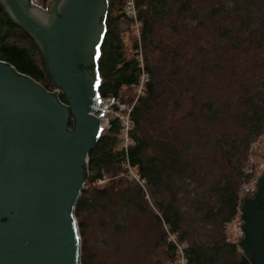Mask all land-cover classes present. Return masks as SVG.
Listing matches in <instances>:
<instances>
[{
  "label": "trees",
  "instance_id": "obj_1",
  "mask_svg": "<svg viewBox=\"0 0 264 264\" xmlns=\"http://www.w3.org/2000/svg\"><path fill=\"white\" fill-rule=\"evenodd\" d=\"M107 3L98 93L130 103L140 66L123 38L126 0ZM136 3L151 82L132 114L128 153L114 121L88 157L75 208L80 264H101L87 234L95 221L114 264H179V246L185 264H250L228 226L258 178L250 156L264 137V0ZM0 60L54 87L37 45L1 4ZM127 162L141 183L128 176Z\"/></svg>",
  "mask_w": 264,
  "mask_h": 264
},
{
  "label": "water",
  "instance_id": "obj_2",
  "mask_svg": "<svg viewBox=\"0 0 264 264\" xmlns=\"http://www.w3.org/2000/svg\"><path fill=\"white\" fill-rule=\"evenodd\" d=\"M0 4L37 45L54 86L0 60V264H80L75 208L102 134L96 64L108 3ZM240 220L238 246L250 264H264V172L241 200Z\"/></svg>",
  "mask_w": 264,
  "mask_h": 264
},
{
  "label": "built area",
  "instance_id": "obj_3",
  "mask_svg": "<svg viewBox=\"0 0 264 264\" xmlns=\"http://www.w3.org/2000/svg\"><path fill=\"white\" fill-rule=\"evenodd\" d=\"M125 13L128 17L130 25L136 30L139 41L137 42V48L135 49V56L140 66V78L135 86V98L132 102L126 103L120 101L116 97L104 98L99 95L98 105L101 107V115L98 117L102 133L109 131L112 128L114 121H118L121 126L120 133V144L119 148L122 151L128 153L129 148L133 145V130L134 122L132 119V114L138 100L147 91L148 85L151 82V75L146 69V61L144 57V51L140 39V31L142 29V22L139 18V12L137 8L136 0H126L125 3ZM128 166V176L137 182L141 183V177L131 169L129 162ZM105 181H100L103 183ZM179 252L182 256L179 264H185L183 258V247L179 246Z\"/></svg>",
  "mask_w": 264,
  "mask_h": 264
},
{
  "label": "rangeland",
  "instance_id": "obj_4",
  "mask_svg": "<svg viewBox=\"0 0 264 264\" xmlns=\"http://www.w3.org/2000/svg\"><path fill=\"white\" fill-rule=\"evenodd\" d=\"M34 4L38 5L39 7L43 9H47L49 2L44 3L42 0H32ZM122 30H123V38L125 41L126 46L128 47V54L129 56H134L135 55V49L134 46L137 44L139 41L136 30L133 29V26L130 25L129 21L127 20L125 23L122 24ZM158 31H159V37L163 39V26L158 25ZM142 29L140 31V39L144 51V57L145 55V50H144V42H143V36H142ZM146 61V60H145ZM251 162L257 167L258 169V178L262 175L264 172V137L261 138L256 145L253 147L251 151V156H250ZM257 178V179H258ZM106 182V181H105ZM99 183L100 186H103L105 184ZM256 182L251 183L250 185L246 186L241 194V200L244 198L249 197L253 191L255 190L256 187ZM88 240L92 244L93 249L96 251L98 255V259L100 260L101 264L111 262L114 264L118 258L116 255L112 254L106 249V245L104 243V234L105 231H102V229L99 227V223L97 221L95 222H90L88 225ZM228 235L230 241L238 244L241 237H242V231H241V220H240V215L238 216L237 219H235L234 222H232L228 226ZM120 239L116 238L115 241H118ZM114 241V240H113ZM129 242H131L133 245H136V241L133 239H129ZM131 244V245H132ZM108 251V252H107ZM109 261V262H107Z\"/></svg>",
  "mask_w": 264,
  "mask_h": 264
},
{
  "label": "flooded vegetation",
  "instance_id": "obj_5",
  "mask_svg": "<svg viewBox=\"0 0 264 264\" xmlns=\"http://www.w3.org/2000/svg\"><path fill=\"white\" fill-rule=\"evenodd\" d=\"M252 197V196H251Z\"/></svg>",
  "mask_w": 264,
  "mask_h": 264
}]
</instances>
